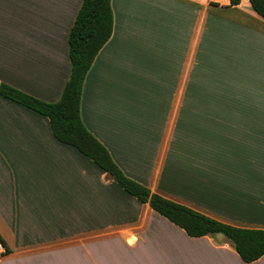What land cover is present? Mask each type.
Masks as SVG:
<instances>
[{"label": "crops", "instance_id": "crops-1", "mask_svg": "<svg viewBox=\"0 0 264 264\" xmlns=\"http://www.w3.org/2000/svg\"><path fill=\"white\" fill-rule=\"evenodd\" d=\"M81 2L0 0V82L58 100ZM243 4L264 20L248 0H110L112 32L85 74L80 116L124 174L150 192L264 229V143L254 145L264 134V114L254 108L264 102V65L256 83L231 65L230 47L245 36L214 11ZM225 21L229 38L216 64L231 107L208 113L206 38L219 37ZM0 239V264H264V254L243 261L221 233L187 235L56 139L45 115L2 95Z\"/></svg>", "mask_w": 264, "mask_h": 264}, {"label": "trees", "instance_id": "trees-1", "mask_svg": "<svg viewBox=\"0 0 264 264\" xmlns=\"http://www.w3.org/2000/svg\"><path fill=\"white\" fill-rule=\"evenodd\" d=\"M239 1L229 0V4L235 5ZM248 1L251 8L264 18V0ZM112 26L110 0H82L68 32L71 71L58 100L44 101L4 82H0V95L45 115L56 139L91 158L126 192L141 202H147L187 235L221 233L231 240L243 261L259 258L264 254V229L234 226L150 192L146 186L124 174L106 147L83 124L80 116L82 83L96 53L109 39Z\"/></svg>", "mask_w": 264, "mask_h": 264}, {"label": "rangeland", "instance_id": "rangeland-1", "mask_svg": "<svg viewBox=\"0 0 264 264\" xmlns=\"http://www.w3.org/2000/svg\"><path fill=\"white\" fill-rule=\"evenodd\" d=\"M247 5L243 4L240 7H228V8H221L220 10H214L217 13H215V17H220L223 19H226L228 21H230L231 23H234L237 25V27L235 28L233 25V28H231V30H233L234 32L236 31L241 33L242 35L244 34L247 42H251L254 39V33L258 34V32H261L260 34L264 36V25H262L259 21H264L262 18L256 16L258 18L259 21H255L253 18H251L247 12H245L244 10H246ZM247 11V10H246ZM218 13L220 14V16H218ZM224 21V20H222ZM256 22V23H254ZM258 23V25H257ZM223 24L225 25V28H221V32H220V36L219 37H215L213 40L208 39L210 34L209 32L207 33V38H206V43L207 46H211V52L210 55L208 56L209 60L212 63L211 68H207L206 71L204 72V86L206 88H209V94L208 96L205 98V103H206V111L208 113H227V107H231L230 106V101H231V97L222 94L224 93L222 91V88L225 87L223 85V79L220 80L219 78V70L217 68V64H216V54L220 52V48H221V41H222V36L225 34V37L228 38V35H226V33L228 34V32H226L227 30H230L229 25L227 24V22H223ZM227 26V27H226ZM258 26L263 28L260 30L256 29ZM236 29V30H235ZM263 31V32H262ZM251 39V40H250ZM219 50V51H218ZM218 55V54H217ZM264 73V71H263ZM254 81L256 82V80L258 79L256 77L253 78ZM201 80V79H200ZM226 88V87H225ZM261 89V88H260ZM212 90L216 91V94L214 95V97L212 96ZM218 91V92H217ZM222 92V93H221ZM257 109H260L264 114V102L262 103V105L260 104L258 107H254ZM229 112V111H228ZM249 126L252 125V119L248 120ZM258 138L261 139H257L255 138L254 141V145L256 147H261L262 144L264 143V140L262 138H264V134H261L260 132L255 134ZM258 162H261L262 164H264V157H262L261 159H258Z\"/></svg>", "mask_w": 264, "mask_h": 264}, {"label": "bare ground", "instance_id": "bare-ground-1", "mask_svg": "<svg viewBox=\"0 0 264 264\" xmlns=\"http://www.w3.org/2000/svg\"><path fill=\"white\" fill-rule=\"evenodd\" d=\"M260 28L261 27L258 28L257 26L256 29L261 31V29L263 28L261 29ZM257 33H259V35L254 33V39L251 42H247L246 38L240 39L239 37H236L234 44L230 47L231 65L233 66L236 64L237 66L239 65L238 68L239 71H241L244 75L248 77H253V78L255 77V79L256 77L258 79L261 78L262 69L264 65V36L261 35L262 34L261 32L257 31ZM241 43L243 44L241 45ZM258 79L256 81H258ZM256 86L258 87V84H256ZM234 169H235V174L237 173V176H241L242 165H237L236 168Z\"/></svg>", "mask_w": 264, "mask_h": 264}, {"label": "built area", "instance_id": "built-area-1", "mask_svg": "<svg viewBox=\"0 0 264 264\" xmlns=\"http://www.w3.org/2000/svg\"><path fill=\"white\" fill-rule=\"evenodd\" d=\"M6 252V247L0 240V255H3Z\"/></svg>", "mask_w": 264, "mask_h": 264}]
</instances>
